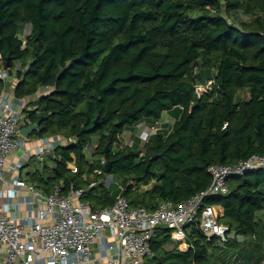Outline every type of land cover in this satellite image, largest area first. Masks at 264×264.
I'll return each instance as SVG.
<instances>
[{"label": "trees", "instance_id": "obj_1", "mask_svg": "<svg viewBox=\"0 0 264 264\" xmlns=\"http://www.w3.org/2000/svg\"><path fill=\"white\" fill-rule=\"evenodd\" d=\"M0 56L9 74L0 93L8 85L17 97L52 88L23 111L25 125L39 120L29 137L74 139L21 172L47 193L73 184L95 208L122 195L130 207L152 210L205 190L211 164L264 155V0H0ZM211 77L218 86L197 96L195 84ZM173 109L178 117L161 129ZM157 120L142 148L135 136L121 145L140 122ZM102 158L121 188L104 184ZM228 187L206 202L220 208L228 232L245 238L228 244L248 264H264V169L232 176ZM186 234L180 250L157 226L145 264H211L217 238L206 241L198 222Z\"/></svg>", "mask_w": 264, "mask_h": 264}, {"label": "built area", "instance_id": "obj_2", "mask_svg": "<svg viewBox=\"0 0 264 264\" xmlns=\"http://www.w3.org/2000/svg\"><path fill=\"white\" fill-rule=\"evenodd\" d=\"M29 31L27 24L20 35L22 46ZM8 76L0 65V79ZM213 86H218L213 77L198 81L197 96ZM51 90L50 86H43L34 95L17 97L14 87L6 86L0 93L1 264H145L151 254V238L159 225L169 229L171 247L178 249L188 247L186 229L197 222L206 241L217 238L219 244H225L233 238L238 242L244 240L243 236L228 232V227L219 222L220 208L206 201L212 196L227 194L230 177L242 176L251 169H264V155L252 154L235 165L211 164L208 171L212 180L205 190L176 204L162 201L152 210L130 207L122 195L109 206L95 208L83 199V187L70 184L68 192L63 193L62 186L55 185L47 193L26 181L21 170L30 159L42 161L57 146L74 141L73 137L59 134L34 139L20 132L25 125L23 111L29 102ZM173 123L171 120L170 126ZM160 125V120L140 122L121 145L135 136L142 148ZM33 140L35 145H31ZM94 148V143L85 147L88 153H93ZM12 154L15 159L8 164ZM101 163L105 164V159ZM70 170L76 173L77 167L73 165ZM94 172L104 173L102 168ZM113 181V176L107 173L104 184L109 187ZM94 185L93 179L88 186Z\"/></svg>", "mask_w": 264, "mask_h": 264}, {"label": "rangeland", "instance_id": "obj_3", "mask_svg": "<svg viewBox=\"0 0 264 264\" xmlns=\"http://www.w3.org/2000/svg\"><path fill=\"white\" fill-rule=\"evenodd\" d=\"M88 157H90V155H88ZM117 188H121L120 184L114 179V181L111 183L110 185V190L114 191ZM240 250V246H235L233 244H221L220 245V249H215L216 256H218V258L216 257L215 259H210L211 262H218L219 259V263L216 264H221V262H223V264H248L251 261L246 258V256L244 255H240V252L243 251H239ZM212 257V256H211ZM228 257V259H226ZM235 259H237V261H235Z\"/></svg>", "mask_w": 264, "mask_h": 264}, {"label": "crops", "instance_id": "obj_4", "mask_svg": "<svg viewBox=\"0 0 264 264\" xmlns=\"http://www.w3.org/2000/svg\"><path fill=\"white\" fill-rule=\"evenodd\" d=\"M8 86H10V85H8ZM180 109V108H179ZM178 115H179V111L177 110V109H173V110H170V111H165L163 114H162V128L161 129H166V126L169 124L170 125V123H171V120H175L177 117H178ZM126 136L128 137V136H130V134L129 133H127L126 134ZM36 140H33V142L31 143V145H35L36 144V142H35ZM13 159H15V155L14 154H12V155H10L9 157H8V159H7V163L9 164L10 163V161L11 160H13ZM28 170V168H26L25 167V169H23V170H21V172H25V171H27ZM220 210V209H219ZM244 241H245V238H244ZM244 241H240V242H244ZM240 244V243H239ZM97 244L95 243V246H96ZM185 249H187L185 246H182L181 248H180V250H185ZM239 251H242V249H240ZM94 252H95V254L96 255H98V252L96 251V250H94ZM214 252V249H212L211 250V258L212 259H215L216 257L218 258V256H216V253L215 254H212ZM216 257H215V256ZM246 258H248V257H246ZM226 259H228V257L226 258ZM249 259V258H248ZM216 263H219V259H218V262L216 261ZM215 262H211V264H216ZM0 264H1V259H0ZM221 264H223V262H221Z\"/></svg>", "mask_w": 264, "mask_h": 264}, {"label": "water", "instance_id": "obj_5", "mask_svg": "<svg viewBox=\"0 0 264 264\" xmlns=\"http://www.w3.org/2000/svg\"><path fill=\"white\" fill-rule=\"evenodd\" d=\"M7 65H9V63ZM38 125H39V120H36L35 122L22 126L20 129V132L24 136H29L33 131L38 130ZM110 165H111L110 162H107L105 164V167H104L105 172L108 173L110 171Z\"/></svg>", "mask_w": 264, "mask_h": 264}]
</instances>
